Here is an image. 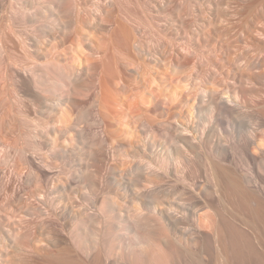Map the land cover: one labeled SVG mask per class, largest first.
Returning a JSON list of instances; mask_svg holds the SVG:
<instances>
[{"label":"bare ground","instance_id":"1","mask_svg":"<svg viewBox=\"0 0 264 264\" xmlns=\"http://www.w3.org/2000/svg\"><path fill=\"white\" fill-rule=\"evenodd\" d=\"M91 78L108 115L132 101L149 168L209 178L210 199L151 201L120 172L119 138L87 124ZM258 179L264 0H0V264H264Z\"/></svg>","mask_w":264,"mask_h":264},{"label":"rangeland","instance_id":"2","mask_svg":"<svg viewBox=\"0 0 264 264\" xmlns=\"http://www.w3.org/2000/svg\"><path fill=\"white\" fill-rule=\"evenodd\" d=\"M102 34H99L100 37V42H101V36ZM97 40V39H96ZM99 42V40H98ZM99 42V43H100ZM103 42V39H102ZM101 42V43H102ZM180 84L174 83L172 86H169L167 90L165 91L166 93L169 91L174 90L175 86H179ZM154 87H156V84H154ZM174 88V89H173ZM103 93L104 90L101 88L100 83L94 79L91 78L89 81V86H88V96H87V101L84 104V107L87 111V124L89 129L94 131L95 133V138L97 140L101 141H112L113 138L118 137L120 140V161H119V169L122 174L125 175V177L132 179L133 181H136L140 186H142V189L145 187V189L142 190L146 195V198H150L149 200L154 201L156 200L159 201L158 198L162 199L166 197V193H170L167 195H173V193H177L175 196L177 197V202L181 203V206H185L186 208L192 207V206H198V202L201 200H208L211 198L212 192V180L206 179H199L198 177L194 176H178L175 174H170L171 176L168 175V173H162L158 172L155 169L149 168L147 159L142 156L140 157L137 155L133 149V146L128 142L127 138L131 136L136 128L135 125V106L132 104V101H126V104H123L121 109H122V114L121 116H118V119H122V122H119L116 117L112 115H108V106L104 104V98H103ZM121 94H124L121 92ZM125 95V94H124ZM125 97V96H124ZM108 102H112L111 98H107ZM124 100V99H123ZM125 101V100H124ZM119 108V107H117ZM105 113L106 117L108 118V123L110 124V133L106 131H102L103 127V120L105 119ZM156 130L152 132V134H155ZM92 134V133H91ZM113 137V138H112ZM155 162V161H154ZM157 162V161H156ZM155 162V163H156ZM157 165L161 163L158 162L156 163ZM155 170V171H154ZM173 175V176H172ZM175 175V176H174ZM176 178V179H175ZM179 178V179H178ZM149 179L150 182L147 180ZM183 179V180H182ZM196 180V181H194ZM183 181V182H182ZM187 181V182H186ZM192 183H190V182ZM209 181V182H208ZM258 182H264V179L257 180ZM178 182V183H177ZM188 183L190 184V187ZM195 183V184H194ZM187 184V185H186ZM194 186V188H193ZM151 189L149 192H146V189ZM177 188V189H175ZM180 188V189H179ZM253 188L258 191L260 195H262V189L257 188V186L253 185ZM168 189V190H167ZM174 189V190H173ZM163 190V191H162ZM172 190V192H171ZM177 190V191H175ZM122 198H121V204L122 206L125 205L124 203V193L123 191L121 192ZM142 193V194H144ZM165 196H164V194ZM173 195V196H174ZM143 200L145 199V196H143ZM208 198V199H207ZM155 200V201H156ZM202 203V202H201ZM142 206H144L142 200H138L136 202V207L138 209H141ZM211 212L210 209H205L202 211V213L205 215L207 213ZM206 222V220H203ZM205 222H203L205 224ZM207 223V222H206ZM190 230L188 231V235L192 237V229L193 228V221L191 218H189L186 221V224ZM205 230V227H203V231ZM187 237V236H186ZM165 241L167 238H163ZM180 245L183 244V241H178ZM142 247L139 245L136 247V249H141ZM185 248V247H184ZM187 248L188 250H197L199 246L191 241L187 242ZM186 249V248H185ZM178 263L177 259L174 262ZM173 264V263H171Z\"/></svg>","mask_w":264,"mask_h":264}]
</instances>
